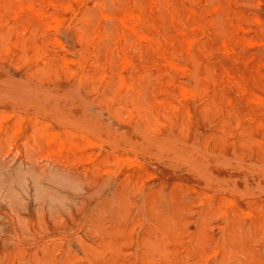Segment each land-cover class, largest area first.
<instances>
[{
  "label": "rangeland",
  "instance_id": "1",
  "mask_svg": "<svg viewBox=\"0 0 264 264\" xmlns=\"http://www.w3.org/2000/svg\"><path fill=\"white\" fill-rule=\"evenodd\" d=\"M5 1L0 264H264V0Z\"/></svg>",
  "mask_w": 264,
  "mask_h": 264
},
{
  "label": "bare ground",
  "instance_id": "2",
  "mask_svg": "<svg viewBox=\"0 0 264 264\" xmlns=\"http://www.w3.org/2000/svg\"><path fill=\"white\" fill-rule=\"evenodd\" d=\"M2 1H5V0H2ZM7 1H8V0H7ZM12 1H14V0H12ZM16 1H18V0H16ZM16 1H15V2H16ZM19 1H20V0H19ZM25 1H26V0H25ZM101 1H102V0H101ZM103 1H104V0H103ZM123 1H124V0H123ZM125 1H126V0H125ZM131 1H132V0H131ZM131 1H130V2H131ZM147 1H148V0H147ZM5 2H6V1H5ZM5 2H3L4 5H5ZM8 2H9V1H8ZM23 2H24V1H23ZM168 2H169V1H168ZM9 3H10V2H9ZM9 3H6L7 5H5V6H6L5 8L7 9V11H9V10H10V11H13V10H15V8H16L17 5L14 4V2H13V5H16V6H14V9H13V6H11V7H12V10H11V9H8V8H9V6H8ZM48 3H49V2H48ZM51 3H52V2H51ZM51 3H50V4H51ZM80 3H81V1H80ZM122 3H123V2H122ZM122 3H121V4H122ZM27 4H28V2H27ZM37 4H38V3H37ZM37 4H36V5H37ZM98 4H99V3H98ZM126 4H127V3H126ZM133 4H134V3H133ZM1 5H2V4H1ZM1 5H0V6H1ZM4 5H3V6H4ZM29 5H31V3H30ZM65 5H67V4H65ZM79 5H80V4H79ZM113 6H114V5H113ZM37 7H38V6H37ZM37 7H36V8H37ZM44 7H45V6H44ZM69 7H71V6H69ZM135 7L137 8V6H135ZM216 7H217V6H216ZM0 8H1V7H0ZM5 8H4V9H5ZM67 8H68V6H67ZM117 8H118V7H117ZM126 8H127V7H126ZM156 8H157V7H156ZM4 9H2V10H4ZM24 9H25V8H24ZM65 9H66V8H65ZM114 9H115V7H114ZM16 10H17V8H16ZM20 10H21V9H20ZM22 10H23V9H22ZM32 10H33V8H32ZM32 10H31V11H32ZM40 10H41V9H40ZM148 10H149V9H148ZM189 10H190V9H189ZM210 10H211V9H210ZM10 11H9V13H12V14H13V12H10ZM26 11H27V10H26ZM36 11H37V10H36ZM69 11H70V10H69ZM208 11H209V10H208ZM19 12H20V11H19ZM24 12H25V10H24ZM41 12H42V11H41ZM42 13H43V12H42ZM102 13H103V12H102ZM122 13H123V12H122ZM129 13H130V12H129ZM35 14H36V13H35ZM37 14H38V13H37ZM39 14H41V13L39 12ZM103 14H104V13H103ZM132 14H133V13H132ZM29 15H30V14H29ZM73 15H74V14H72V16H73ZM81 15H82V14H81ZM110 15L112 16L113 14H110ZM123 15H124V14H123ZM123 15H121V16H123ZM130 15H131V13H130ZM135 15H136V14H135ZM137 15H138V14H137ZM13 16H15V15L13 14ZM18 16H19V15H18ZM35 16H38V15H35ZM48 16H49V14H48ZM79 16H80V15H79ZM127 16H129V14H128ZM138 16H139V15H138ZM5 17H6V16H5ZM8 17H10V16L8 15ZM30 17H31V15H30ZM42 17H44L43 14H42ZM80 17H81V16H80ZM84 17H86V16H84ZM13 18H14V17H13ZM16 18H17V17H16ZM16 18H14V19H16ZM37 18H38V17H37ZM40 18H41V17H40ZM46 18H48V17H46ZM95 18H96V17H95ZM109 18H110V17H109ZM122 18H124V17H122ZM126 18H127V17H126ZM129 18H130V16H129ZM131 18H132V17H131ZM135 18H136V17H135ZM137 18H139V17H137ZM228 18H229V17H228ZM228 18H227V19H228ZM4 19L6 20L7 18H4ZM14 19H13V20H14ZM44 19H45V18H44ZM81 19H82V18H81ZM86 19H87V18H84V21H86ZM107 19H108V18H107ZM111 19H114V17L112 16ZM225 19H226V18H225ZM54 20H57V18H56V19H53V21H54ZM94 20H95V19H94ZM119 20H120V18H119ZM119 20H118V21H119ZM128 20H129V19H128ZM57 21H58V20H57ZM87 21H88V19H87ZM87 21H86V22H87ZM226 21H227V20H226ZM0 22H1V21H0ZM103 22H104V21H103ZM141 22H142V21H141ZM227 22H228V21H227ZM3 23H4V22H3ZM39 23H40V22H39ZM41 23H42V22H41ZM52 23H53V22H52ZM87 23H88V22H87ZM118 23H119V22H118ZM176 23H177V22H176ZM208 23H209V22H208ZM18 24H19V23H18ZM29 24H30V23H29ZM46 24H47V23H46ZM54 24H55V23H54ZM119 24H120V23H119ZM198 24H199V23H198ZM47 25H48V24H47ZM55 25H56V24H55ZM57 25H58V24H57ZM66 25H67V24H66ZM122 25H123V24H122ZM208 25H209V24H208ZM208 25H207V26H208ZM6 26H7V25H6ZM90 26H91V25H90ZM125 26H127V25H125ZM209 26H210V25H209ZM232 26H233V25H232ZM232 26H231V27H232ZM9 27H10V26H9ZM51 27H52V26H51ZM51 27H49V28H51ZM53 27H54V25H53ZM53 27H52V28H53ZM63 27H64V26H63ZM91 27H92V26H91ZM91 27H90V28H91ZM192 27H195V26H192ZM47 28H48V27H47ZM54 28L56 29V27H54ZM195 28H197V27H195ZM235 28H236V26H235ZM92 29H93V28H92ZM78 30H80V29H78ZM196 30H197V29H196ZM199 30H200V28H199ZM14 31H15V30H14ZM23 31H24V30H23ZM53 32H54V31H53ZM86 32H87V31H86ZM9 33H10V32H9ZM133 33H134V32H133ZM191 33H192V32H191ZM110 34H111V33H110ZM120 34H122V33H120ZM159 34H160V33H159ZM89 35H90V34H89ZM7 36H8V35H7ZM77 37H78V36H77ZM90 37H91V36H90ZM92 37H93V35H92ZM163 37H164V36H163ZM84 38H85V37H84ZM92 39H93V38H92ZM162 39H163V38H162ZM6 40H7V39H6ZM6 40H5V41H6ZM32 40H33V38H32ZM76 40H77V39H76ZM82 40H84V39H82ZM167 40H168V39H167ZM5 41H4V43H5ZM201 41H202V40H201ZM47 42H48V41H47ZM162 42H163V41H162ZM84 43H85V42H84ZM150 43H151V42H150ZM155 43H156V42H155ZM163 43H164V42H163ZM166 43H167V41H166ZM198 43H199V42H198ZM222 43H223V42H222ZM48 44H49V43H48ZM55 44H56V42H55ZM57 44H58V46H59V43H57ZM152 44H153V42H152ZM200 44H201V43H200ZM245 44H248V42H246ZM180 45H181V44H180ZM222 45H223V44H222ZM250 45H251V44H250ZM30 46H31V45H30ZM38 46H39V45H38ZM56 46H57V45H56ZM153 46H154V45H153ZM44 47H46V46H44ZM60 47H61V46H60ZM137 47H138V46H137ZM145 47H147V46H145ZM209 47H210V46H209ZM5 48H6V47H5ZM23 48H24V47H23ZM37 48H38V47H37ZM139 48H140V47H138V49H139ZM160 48H161V47H160ZM138 49H136V50H138ZM155 49H156V48H155ZM162 49H163V48H162ZM166 49H167V48H166ZM169 49H171V46H170ZM179 49H180V47H178V50H179ZM208 49H210V48H208ZM214 49H215V47H214ZM21 50L23 51L24 49H21ZM32 50H33V49H32ZM80 50H81V49H80ZM123 50H124V49H123ZM156 50H157V49H156ZM163 50H164V49H163ZM173 50L175 51V49H173ZM202 50H203V51H206V50H204L203 48H202ZM217 50H218V49H217ZM4 51H5V50H4ZM61 51H62V50H61ZM139 51H140V50H139ZM184 51H185V50H184ZM212 51H213V50H212ZM231 51H232V50H231ZM23 52H24V51H23ZM33 52H34V51H33ZM72 52H73V51H72ZM81 52H82V51H81ZM170 52H171V51H170ZM224 52H225V51H224ZM78 53H79V52H78ZM175 53H177V52H175ZM187 53H188V52H187ZM226 53H227V51H226ZM80 54H81V53H80ZM178 54H179V53H178ZM34 55H35V54H34ZM2 56H3V55H2ZM43 56H44V55H43ZM172 56H173V55H172ZM20 57H21V56H20ZM136 57H137V56H136ZM208 57H209V56H208ZM132 58H134V57H132ZM152 58H153V57H152ZM157 58H159V57H157ZM30 59H31V57H30ZM84 59H85V58H84ZM127 60H128V59H127ZM21 61H22V60H21ZM23 61H24V60H23ZM123 61H124V60H123ZM143 61H144V59H143ZM149 61H150V60H149ZM71 62H72V61H71ZM124 62H126V61H124ZM144 62H145V61H144ZM150 62H151V61H150ZM192 62H193V61H192ZM117 63H118V62H117ZM128 63H129V62H128ZM193 63H194V62H193ZM120 64H121V63H120ZM126 64H127V63H126ZM77 65H78V64H77ZM118 65H119V64H118ZM131 65L133 66V63H132ZM192 65H193V64H192ZM138 66H139V65H138ZM145 66H146V64H145ZM145 66L143 65V67H145ZM204 66H205V65H204ZM61 67H62V66H61ZM63 67H64V66H63ZM78 67H79V66H78ZM125 67H126V65H125ZM141 67H142V66H141ZM141 67H140V69H141ZM146 67H149V65L146 66ZM180 67H181V65H180ZM191 67H192V66H191ZM41 68H42V66H41ZM79 68H80V67H79ZM123 68H124V67H123ZM134 68H135V66H134ZM153 68H154V67H153ZM185 68H186V67H185ZM204 68L206 69V67H204ZM53 69H54V68H53ZM65 69H66V68H65ZM125 69H126V68H125ZM142 69H143V68H142ZM205 69H204V70H205ZM54 70H55V69H54ZM54 70H53V71H54ZM61 70H62V69H61ZM115 70H117V68H116ZM117 71H118V70H117ZM222 71H223V70H222ZM42 72H43V71H42ZM186 72H187V71H186ZM186 72H185V73H186ZM188 72H189V71H188ZM204 72H205V71H204ZM206 72H207V71H206ZM50 73H51V72H50ZM118 73H119V72H118ZM55 74H57V73H55ZM166 74H168V73L166 72ZM212 74H213V73H212ZM217 75H218V74H217ZM180 76H181V75H180ZM210 76H211V75H210ZM210 76H207V77L210 78ZM198 77L200 78V76H198ZM205 77H206V76H205ZM239 77H242V75L239 76ZM250 77H251V76H250ZM190 78H191V76H190ZM212 78H213V76H212ZM252 78H254V77H252ZM89 79H90V78H89ZM96 79H97V78H96ZM98 79H99V78H98ZM98 79H97V81H98ZM201 79H203V78L201 77ZM206 79H207V78H206ZM231 79H232V78H231ZM240 79H241V78H240ZM194 80H195V79H194ZM225 80H226V79H225ZM253 80H254V79H253ZM253 80L251 79V81H253ZM92 81H94V80H92ZM95 81H96V80H95ZM183 81H184V80H183ZM214 81H215V79H214ZM218 81H219V80H218ZM254 81H255V80H254ZM169 82H170V81H169ZM176 82H177V81H176ZM233 82H234V81H233ZM235 83H236V81H235ZM235 83H233V84L236 85ZM254 83H255V82H254ZM108 84H109V83H108ZM161 84H162V83H161ZM161 84H160V85H161ZM163 84H164V83H163ZM166 84L168 85V83H166ZM176 84H177V83H176ZM213 84H214V83H213ZM215 84H216V83H215ZM238 84H239V82H238ZM160 85H159V87H160ZM178 85H180V83H178ZM105 86H106V85H105ZM126 86H127V85H126ZM163 86H164V85H163ZM169 86H170V85H169ZM212 86H213V85H212ZM180 87H181V86H180ZM156 88H157V87H156ZM156 88H155V89H156ZM192 88H193V87H192ZM194 88H195V86H194ZM199 88H200V87H199ZM164 89H165V88H164ZM180 89H181V88H180ZM259 89H260V88H259ZM112 91H113V90H112ZM133 91H134V90H133ZM153 91H154V90H153ZM162 91H163V90H162ZM113 92H114V91H113ZM150 92H151V91H150ZM191 92H192V91H191ZM194 92H195V91H194ZM167 93H168V92H167ZM188 93H189V92H188ZM210 93H211V92H210ZM213 93H215V91H214ZM135 94H136V93H135ZM163 94H164V93H163ZM173 94H174V93H173ZM182 94H183V93H182ZM191 94H192V93H191ZM191 94H190V95H191ZM139 95H140V94H139ZM139 95H137V98H138ZM156 95H158V94H156ZM255 95H256V94H255ZM195 96H196V95H195ZM256 96H257V95H256ZM107 97H108V96H107ZM107 97H106V98H107ZM172 97H173V96H172ZM189 97H192V95L189 96ZM196 97H197V96H196ZM201 97H202V96H201ZM197 98H199V97H197ZM197 98H196V99H197ZM247 98H248V97H247ZM259 98H260V97H259ZM138 99H139V98H138ZM249 99L251 100V98H248V101H249ZM132 100H134V99H132ZM145 100H146V99H145ZM166 100H167V99H166ZM227 100H228V99H227ZM255 100H256V98H255ZM255 100H254V101H255ZM260 100H262V99H260ZM260 100H259V101H260ZM134 101H135V100H134ZM138 101H139V100H138ZM129 102H130V101H129ZM131 102H132V101H131ZM144 102H145V101H144ZM151 102H154V99H153V101H151ZM199 102H200V100H199ZM227 102H228V101H227ZM252 102H253V98H252ZM253 103H254V102H253ZM255 103H256V102H255ZM257 103H258V99H257ZM129 104H130V103H129ZM143 104H144V103H143ZM143 104H142V105H143ZM152 104H153V103H152ZM196 104H197V103H196ZM137 105H138V104H137ZM147 105H148V104H147ZM154 105H155V104H154ZM160 105H161V104H160ZM150 106H151V105H150ZM130 107H132V104H130ZM162 107H163V105H162ZM229 107H230V106H229ZM145 108H146V107H145ZM187 108H188V107H187ZM147 109H148V108H146V110H147ZM163 109H164V108H163ZM148 110H149V109H148ZM187 110H188V109H187ZM211 110H212V109H211ZM133 111H134V110H133ZM141 111L143 112V110H141ZM226 111H227V110H226ZM147 112H148V111H147ZM147 112H146V113H147ZM227 112H228V111H227ZM219 114H220V113H219ZM126 116H127V115H126ZM161 116H162V115H161ZM17 117H18V116H17ZM139 118H140V117H139ZM160 118H162V117H160ZM247 118H248V117H247ZM143 119H144V118H143ZM164 119H165V118H164ZM185 119H186V118H185ZM250 119H251V118H250ZM246 120H247V119H246ZM27 121H28V120H26V122H27ZM160 121H161V120H160ZM160 121H159V123H160ZM165 121H166V119H165ZM225 121H226V120H225ZM162 122H163V121H162ZM162 122H161V123H162ZM32 123H33V122H32ZM47 123H48V122H47ZM237 123H238V122H237ZM237 123H236L235 126L238 125ZM40 124H41V123H40ZM24 125H26V124H24ZM32 125L34 126V123H33ZM162 125H163V124H162ZM40 126H41V125H40ZM50 126H51V125H50ZM164 126H165V125H164ZM35 127H36V129H39L38 126H35ZM35 127H34V128H35ZM37 127H38V128H37ZM42 128H43V127H42ZM160 128H161V127H160ZM162 128H163V127H162ZM235 128H236V127H235ZM20 129H21V128H20ZM49 129H50V128H49ZM49 129H48V130H49ZM14 130H15V129H14ZM16 130H17V128H16ZM31 130H33V128H32ZM40 130H41V129H40ZM155 130H156V129H155ZM12 131H13V129H12ZM50 131H51V130H50ZM60 131H61V130H60ZM66 131H67V130H66ZM157 131H158V129H157ZM39 132H40V131H38V133H39ZM19 133H20V132L18 131V135H19ZM46 133H47V132H45V135H46ZM50 133H51V132H50ZM50 133H49V134H50ZM52 133H53V131H52ZM52 133H51V134H52ZM55 133H56V132H55ZM69 133H70V131H69ZM27 134H28V132H27ZM35 134H36V133H35ZM70 134H71V133H70ZM80 134H81V133H80ZM42 135H43V134H42ZM42 135H41V136H42ZM78 135H79V134H78ZM28 136H29V135H28ZM69 136H70V135H69ZM80 136H81V135H80ZM46 137H47V136H46ZM43 138H44V137H42V139H43ZM47 138H48V137H47ZM82 138H83V137H82ZM79 139H80V138H79ZM45 141H46V139H45ZM49 141H50V140H49ZM59 141H60V140H59ZM89 141H90V140H89ZM46 142H47V141H46ZM53 142H55V141H53ZM91 142H92L91 145H93V144L95 145V143H93V141H91ZM57 143H58V140H57ZM71 143H72V142H71ZM73 143H74V142H73ZM85 143H86V141H85ZM87 143H88V142H87ZM96 143H97V142H96ZM42 144H43V143H42ZM45 144H46V143H45ZM57 145H58V144H57ZM57 145H56V146H57ZM72 145H73V144H72ZM99 145H100V142H99ZM60 146L62 147V145H60ZM60 146H59V148H61ZM74 146H75V145H74ZM97 146H98V145H97ZM232 146H233V145H232ZM70 148H71V147H70ZM73 148H74V147H73ZM98 148H99V146H98ZM57 149H58V147H57ZM74 149H76V148H74ZM72 150H73V149H72ZM58 151H59V150H58ZM96 152L98 153V151H96ZM105 152H106V151H105ZM57 153H58V152H57ZM97 153H96V154H97ZM110 153L113 154L112 152H110ZM85 154H86V153H85ZM133 157H134V155L132 156V158H133ZM114 158H115V156H114ZM126 158H129V157H126ZM132 158H131V159H132ZM155 158H156V157H155ZM157 158H158V157H157ZM118 159H120V158H118ZM129 159H130V158H129ZM115 160H116V159H115ZM126 160H128V159H126ZM117 161H118V160H116V166H117ZM127 162H128V161H127ZM140 162H141V161H140ZM122 163H123V162H122ZM130 163H131V162H130ZM130 163H129V164H130ZM137 163H139V162H137ZM127 164H128V163H127ZM118 165H119V164H118ZM131 165H133V163H132ZM138 165H139V164H138ZM103 166H104V165H103ZM151 166H152V165H151ZM118 167H120V166H118ZM118 170H119V169H118ZM112 171H113V170H112ZM112 171H110V172L113 173ZM116 171H117V170H116ZM115 173H116V172H115ZM113 174H114V173H113ZM115 175H116V174H115ZM131 175H132V173H131ZM151 175H152V174H151ZM153 176H154V175H153ZM150 177H151V176H150ZM148 178H149V177H148ZM141 183H142V182H141ZM191 190H192V189H191ZM193 190H194V189H193ZM222 198H223V196H222ZM223 200H224V199H223ZM223 200H221L220 202H222ZM207 202H208V201H207ZM254 204H255V203H254ZM257 205H258V204H257ZM230 206H231V205H230ZM254 206H255V205H254ZM232 207H233V206H232ZM234 207H235V205H234ZM257 207L259 208V206H257ZM239 209H240V208H239ZM262 209H264V207H263ZM256 210H259V209H256ZM240 211H241V209H240ZM242 212H244V211H243V210L241 211V217H242V215L244 214V213L242 214ZM245 212H246V211H245ZM214 213H215V212H214ZM262 214H264V213H262ZM262 214L259 215V214L257 213V215L263 217ZM244 216H246V214H245ZM244 216H243V217H244ZM259 216H258V217H259ZM260 218H261V217H260ZM260 218H259V219H260ZM263 219H264V218H263ZM229 220H231V218H229ZM256 220H257V219H256ZM254 221H255V220H254ZM249 222H250V221H249ZM222 227H223V225L221 226V229H222ZM207 236H208V235H207ZM207 236H206V237H207ZM176 237H177V236H176ZM207 238H208V237H207ZM127 239H128V238H127ZM129 240H130V239H129ZM134 240H135V239H134ZM212 240H213V239H212ZM214 243H215V242H214ZM134 246H135V245H134ZM183 247H184V246H183ZM221 249H222V248H221ZM181 250H182V249H180V252H181ZM177 251H178V250H177ZM203 252H205V251H203ZM184 253H185V252H184ZM206 253H207V251H206ZM206 253H205V254H206ZM215 254H216V253H215ZM203 255H204V254H203ZM179 256H180V254H179ZM260 256L263 257V255H260ZM184 257L186 258L185 255H184ZM180 258H182V255H181ZM180 262H181V261H180ZM185 262H187V260H186ZM185 262H184L183 264H185ZM195 262H196V260H195ZM195 262H194V263H195ZM203 262H205V261H203ZM187 263H189V262H187Z\"/></svg>",
  "mask_w": 264,
  "mask_h": 264
}]
</instances>
